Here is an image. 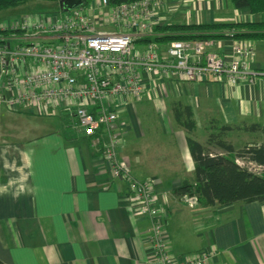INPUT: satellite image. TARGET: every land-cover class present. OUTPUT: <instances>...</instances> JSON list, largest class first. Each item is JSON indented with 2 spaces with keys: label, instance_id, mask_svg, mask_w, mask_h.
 Here are the masks:
<instances>
[{
  "label": "crops",
  "instance_id": "1",
  "mask_svg": "<svg viewBox=\"0 0 264 264\" xmlns=\"http://www.w3.org/2000/svg\"><path fill=\"white\" fill-rule=\"evenodd\" d=\"M234 7L231 0H167L166 10L169 19L187 18V23L264 22V12ZM248 42L256 52L251 68L259 73L252 83L155 79L146 99L121 111L124 137L118 157L135 178L154 181L170 250L176 257L210 252L206 264H264V204L210 206L197 200L186 202L173 192L184 181L195 182L188 137L207 145L208 131L216 122L264 126V39ZM155 99L160 102V106L154 103L158 109L171 110L173 125L166 123L164 113L145 112L143 106ZM186 106L195 122L191 133L174 114L175 107ZM0 107L7 120L18 122L24 117V122L29 121L26 130H16L20 141L0 138L1 261L162 264L152 248L150 220L134 213L127 181L111 175L94 138L72 127L61 114L33 116L8 110L3 103ZM139 109L149 123L162 122L163 132L170 136L167 147L159 141L149 146L132 142L144 136ZM155 129L156 123L146 124L145 132Z\"/></svg>",
  "mask_w": 264,
  "mask_h": 264
},
{
  "label": "built area",
  "instance_id": "2",
  "mask_svg": "<svg viewBox=\"0 0 264 264\" xmlns=\"http://www.w3.org/2000/svg\"><path fill=\"white\" fill-rule=\"evenodd\" d=\"M166 6L167 0H94L61 10L57 17L40 14L3 22L0 103L15 112L61 114L93 137L111 175L127 181L134 213L150 220L152 248L162 264H206L210 252L171 253L154 181L135 178L118 157L124 137L120 114L147 95L156 80L252 83L259 74L251 68L256 52L248 40L234 38L232 29L223 31L228 38L144 41L172 34L156 31L170 23Z\"/></svg>",
  "mask_w": 264,
  "mask_h": 264
},
{
  "label": "trees",
  "instance_id": "3",
  "mask_svg": "<svg viewBox=\"0 0 264 264\" xmlns=\"http://www.w3.org/2000/svg\"><path fill=\"white\" fill-rule=\"evenodd\" d=\"M29 1H62V0H0V12L12 7H18ZM65 1V0H64ZM86 1V0H84ZM136 0H111L112 4ZM238 10H249L250 13L264 12V0H231ZM170 32L162 39L146 38L144 41L172 39H204L228 38L224 30H234L233 36L241 40L264 39V22H213V23H169L156 27L157 30ZM158 38V39H157ZM178 123L187 131L192 132L195 122L189 106L174 108ZM251 133L264 132L261 124H244L243 126L220 125L219 133L209 134L208 144L204 145L192 137L187 138L188 148L194 161L195 182L184 181L173 189L174 194L195 198L206 205H229L236 202H260L264 204V141L261 143H246L241 148L225 139L227 133L234 130ZM93 138V137H89ZM212 145L222 152L215 151ZM246 164H253L254 169ZM0 264H5L0 260Z\"/></svg>",
  "mask_w": 264,
  "mask_h": 264
},
{
  "label": "rangeland",
  "instance_id": "4",
  "mask_svg": "<svg viewBox=\"0 0 264 264\" xmlns=\"http://www.w3.org/2000/svg\"><path fill=\"white\" fill-rule=\"evenodd\" d=\"M88 2V4H91L94 0H86ZM64 4V0L62 1H55V2H51V1H29L25 4H22L18 7H12L9 9H5L3 11L0 12V24H2L3 22H7V21H14L16 19L22 18V17H28V16H39L40 14L42 16H47L49 18L51 17H57L61 15V7ZM236 10L237 8L234 7ZM264 16V15H263ZM180 17V15L178 16ZM188 20L187 18H172L170 19V23H187ZM190 23V22H189ZM158 33H163V30H157ZM159 39H162V37L157 36ZM153 38H156V36H153ZM157 38V39H158ZM218 39V38H215ZM162 43H167L168 40H159ZM149 95H144V97L141 98V100L144 98L146 99ZM135 102V100H133V103ZM148 103V102H147ZM145 103V104H147ZM160 104V102L158 100H153L149 102V105L143 106V109H146L145 112H148L149 115L153 114L154 116H157L158 112L160 113H164L165 115V119H166V123L168 125H170L172 123V125L174 124L173 121H169V115L171 113V110L166 109V108H159L158 109V105L156 104ZM136 102L135 104L132 105V107H134V105L136 106ZM144 104V105H145ZM160 106V105H159ZM2 108V107H0ZM27 112V111H26ZM142 110H137L138 113V117L140 119V123L142 126V129L144 131V136H142L141 138L137 139L136 141H132L133 143H137L138 145H154V143L158 144V141L160 142V145H165V147L168 146L169 142H170V136L167 134H165L163 132L164 128H163V124L162 122H157V121H150V123L152 124H157V129H155L154 133H152V131H150L148 134L145 132L146 129V124L150 125L149 121H147L143 115H142ZM2 113V114H1ZM28 114L31 115H35V116H40L43 114H32L27 112ZM7 116L6 112L4 111V109L0 110V118H2L0 120V138L1 136L4 137L5 140H15V141H20L17 138V132L16 130L19 129L18 127H22V131L26 130V125L25 122H29V121H25L24 122V117H22V121H10L7 120V118L5 117ZM27 120V119H26ZM210 130L208 131L209 134H211L212 132L215 133H219L220 130V125L216 122L215 124L213 123L212 126H210ZM201 130V129H200ZM142 131V132H143ZM202 131V130H201ZM201 131H199V133H201ZM199 137V136H198ZM201 137V136H200ZM225 139H227L228 141L232 142L233 144H235L236 148H241L244 144L250 142V141H256L258 140L259 142L264 141V132H257V133H247V132H237V131H231L229 133L226 134ZM213 150L215 151H220L221 149L219 147H217L216 145H212ZM222 151V150H221ZM239 163L242 165H248L250 168L254 169V165L253 164H246L245 162L239 160ZM163 170V169H162ZM168 173V172H167ZM172 175V174H170ZM174 179V178H173Z\"/></svg>",
  "mask_w": 264,
  "mask_h": 264
},
{
  "label": "water",
  "instance_id": "5",
  "mask_svg": "<svg viewBox=\"0 0 264 264\" xmlns=\"http://www.w3.org/2000/svg\"><path fill=\"white\" fill-rule=\"evenodd\" d=\"M85 3L84 0H65L63 4V8L65 10H71L76 7H80Z\"/></svg>",
  "mask_w": 264,
  "mask_h": 264
}]
</instances>
